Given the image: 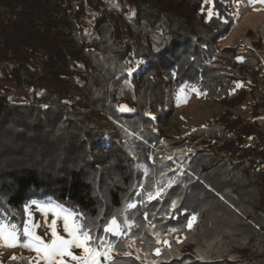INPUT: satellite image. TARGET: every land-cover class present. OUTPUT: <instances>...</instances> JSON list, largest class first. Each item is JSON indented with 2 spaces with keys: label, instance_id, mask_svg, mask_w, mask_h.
<instances>
[{
  "label": "trees",
  "instance_id": "obj_1",
  "mask_svg": "<svg viewBox=\"0 0 264 264\" xmlns=\"http://www.w3.org/2000/svg\"><path fill=\"white\" fill-rule=\"evenodd\" d=\"M234 18L223 0H0V220L22 232L25 205H63L112 242L115 264H264V100L252 96L264 66L240 43L217 46ZM187 84L225 109L164 132ZM243 103L252 119L234 112ZM113 216L119 237L104 232ZM13 256L0 264H37Z\"/></svg>",
  "mask_w": 264,
  "mask_h": 264
},
{
  "label": "rangeland",
  "instance_id": "obj_2",
  "mask_svg": "<svg viewBox=\"0 0 264 264\" xmlns=\"http://www.w3.org/2000/svg\"><path fill=\"white\" fill-rule=\"evenodd\" d=\"M225 6L229 11L235 14L234 25L231 27L230 32L221 38L217 46L223 45H235L242 44L253 50L255 54L260 57V62L264 66V3L249 2V0H240L239 6L235 3V0H223ZM176 2V0H175ZM256 42H259L256 45ZM142 62L136 61L134 67L129 68V74L137 70ZM225 67L232 70V73L238 78H245L251 80L253 77L246 70V68L239 66L238 64L223 62ZM83 68L81 66L76 67V76L78 77L82 73ZM131 84H135L132 77H130ZM258 89L252 93L247 94L246 101L250 100L252 96L254 98H260L264 100V76H258L257 78ZM192 85H185L180 89L177 95L170 98V108L167 114L160 119L159 125L162 130L167 133L175 135H186L196 126H202L211 117H218L223 113L225 107L218 102L210 99H204L202 95H198L197 91L192 90ZM22 96V99H28L30 97V90L28 88L20 89L18 94ZM252 95V96H251ZM168 107H165V110ZM87 110V109H86ZM234 112L243 117H251V110L248 104L243 103L239 107L234 109ZM148 115L154 118L153 113L148 112ZM261 128L264 130V117L259 119ZM106 131L110 135H115V129L109 123H106ZM41 206H45V210L41 211L36 207V204L29 210V222L37 225L34 231L36 235H39L45 242L51 240L50 225L53 219H56V230L58 234L66 237V233L63 231V217L62 214L54 216L52 211L48 210L46 206L50 204L39 202ZM53 205V204H51ZM26 239V238H25ZM23 241V240H22ZM74 253L79 255L80 249H73ZM127 252L134 254L133 244L127 245ZM14 255L16 257L28 256L32 260H35L36 253L32 250L26 249L21 246V243H17L15 247H6L0 242V263H3L9 256ZM112 257L116 256L114 250L110 253ZM67 259V258H66ZM101 264H105L106 261L103 257L100 258ZM37 263V262H36ZM39 264H43L42 261ZM74 264V262H73Z\"/></svg>",
  "mask_w": 264,
  "mask_h": 264
},
{
  "label": "snow or ice",
  "instance_id": "obj_3",
  "mask_svg": "<svg viewBox=\"0 0 264 264\" xmlns=\"http://www.w3.org/2000/svg\"><path fill=\"white\" fill-rule=\"evenodd\" d=\"M249 2L264 3V0H249ZM204 3L212 4L213 0H204ZM235 3L239 6L240 0H235ZM201 11H204V9L201 8ZM213 12L214 8H209L207 10L209 18L212 17ZM173 75H175V73H173ZM192 90L196 91L194 86ZM118 108L120 111H134V109H128L126 106H118ZM145 115H148V113H145ZM162 190L163 189H161V191ZM156 195H159V192H157ZM148 196L151 198L153 196L152 192H149ZM33 204H36V207L41 211L45 210V206H41L35 201ZM172 204L173 207H175V201H173ZM46 207L48 210L52 211L54 216L62 214L63 231L66 233V237L58 234L56 230V219H53L51 222V240L48 242H45L39 235H36L34 229L37 225L30 223L29 220L23 221L22 232H18L16 224L6 223L5 221L0 220V242L9 248L15 247L17 243H21L22 247L36 253L35 260L37 264H39L40 261H42L43 264H73V262L74 264H101V257H103L106 262L111 261V264H115L110 255L115 246L111 241L105 239L104 237L94 236L89 225L82 222V217L79 213H74L64 208L63 205H49ZM134 207L135 204L132 203L126 205V209ZM126 209H122V211ZM28 211L29 205H25L24 212L28 213ZM195 220L196 216H192L188 219L187 227L189 229L192 228ZM123 223L128 225V227L132 226L129 224L128 220H124ZM104 232L106 234L111 233L116 237L121 235L120 225L118 224L116 216H113L109 223L104 227ZM168 232L177 233L178 230L176 228H169ZM21 235L26 239L20 241ZM161 243L169 249L171 248V244L167 238L155 240L156 245H160ZM177 243H179L178 240ZM73 249H80V254H75ZM137 251H139V249H137ZM161 252V247L155 248V255L159 256L161 255ZM121 254L124 256L131 255V253L126 251ZM11 259L15 260L16 257L13 256ZM28 264H33V262L29 260Z\"/></svg>",
  "mask_w": 264,
  "mask_h": 264
},
{
  "label": "built area",
  "instance_id": "obj_4",
  "mask_svg": "<svg viewBox=\"0 0 264 264\" xmlns=\"http://www.w3.org/2000/svg\"><path fill=\"white\" fill-rule=\"evenodd\" d=\"M112 257V256H111Z\"/></svg>",
  "mask_w": 264,
  "mask_h": 264
}]
</instances>
